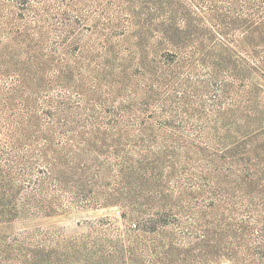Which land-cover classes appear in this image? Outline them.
<instances>
[{"label":"trees","instance_id":"1","mask_svg":"<svg viewBox=\"0 0 264 264\" xmlns=\"http://www.w3.org/2000/svg\"><path fill=\"white\" fill-rule=\"evenodd\" d=\"M260 79L264 0H0V226L119 209L0 264H264Z\"/></svg>","mask_w":264,"mask_h":264},{"label":"rangeland","instance_id":"2","mask_svg":"<svg viewBox=\"0 0 264 264\" xmlns=\"http://www.w3.org/2000/svg\"><path fill=\"white\" fill-rule=\"evenodd\" d=\"M238 3L240 2L238 1ZM92 22L93 21H90L88 23L90 24ZM129 36L130 34L127 33V35H125L124 38L122 37L120 43L122 49L130 46L131 41L130 42L128 41ZM258 83L264 89V79L258 80ZM101 216L118 218L119 209L109 208L98 211H84V212L77 211V212L65 213L62 215H56V216L29 218L8 225H1L0 231L12 234L24 229L45 228V229H59L62 230L65 233V235L73 236L84 229L83 223L85 221L98 218ZM220 264H230V263L223 261Z\"/></svg>","mask_w":264,"mask_h":264}]
</instances>
